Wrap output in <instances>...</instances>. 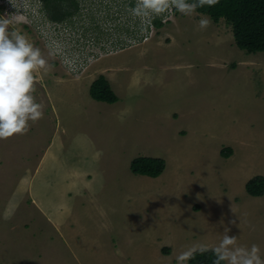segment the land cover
Instances as JSON below:
<instances>
[{"label": "rangeland", "instance_id": "rangeland-1", "mask_svg": "<svg viewBox=\"0 0 264 264\" xmlns=\"http://www.w3.org/2000/svg\"><path fill=\"white\" fill-rule=\"evenodd\" d=\"M75 1L55 21L41 0H0L10 38L45 61L31 93L41 118L0 139V264H187L226 232L264 260V193L245 191L264 176V51L192 7ZM100 74L115 103L90 96ZM138 156L163 172L133 174Z\"/></svg>", "mask_w": 264, "mask_h": 264}, {"label": "clouds", "instance_id": "clouds-1", "mask_svg": "<svg viewBox=\"0 0 264 264\" xmlns=\"http://www.w3.org/2000/svg\"><path fill=\"white\" fill-rule=\"evenodd\" d=\"M207 2L214 3L215 0ZM170 3L181 12L192 7L184 0H142L134 13L158 15ZM8 23L7 19H0V139L23 134L28 122L38 120L43 114L40 104L35 102L31 93L35 83L33 69L45 61L40 56V50L28 43L22 34L15 35L14 40L10 38ZM207 23V20H201L202 27ZM213 252L216 264H264L255 245L251 249L235 247V237L229 236L227 232Z\"/></svg>", "mask_w": 264, "mask_h": 264}, {"label": "trees", "instance_id": "trees-1", "mask_svg": "<svg viewBox=\"0 0 264 264\" xmlns=\"http://www.w3.org/2000/svg\"><path fill=\"white\" fill-rule=\"evenodd\" d=\"M42 10L47 17L59 21L73 15L78 6L75 0H41ZM201 14L208 15L213 22L223 19L231 26L235 45L246 53L264 51V0H184ZM132 5L133 3L130 2ZM3 7V6H0ZM176 12V9H174ZM150 24L157 28L164 25L161 17H154ZM90 96L106 103H115L117 95L111 89L107 79L98 75L89 86ZM232 149L226 147L221 154L229 156ZM165 168V161L159 157L138 156L130 162V171L136 175L155 178ZM245 191L252 196L264 193V176L255 175L245 183ZM202 249H207L206 251ZM212 247H203L191 251L186 259L187 264H216V255ZM163 251H166L163 249ZM226 264V262H220Z\"/></svg>", "mask_w": 264, "mask_h": 264}]
</instances>
